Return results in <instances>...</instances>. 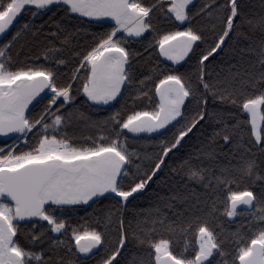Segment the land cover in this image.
Masks as SVG:
<instances>
[{"label":"snow or ice","instance_id":"obj_1","mask_svg":"<svg viewBox=\"0 0 264 264\" xmlns=\"http://www.w3.org/2000/svg\"><path fill=\"white\" fill-rule=\"evenodd\" d=\"M191 0H155L145 6L141 0H0V36L8 35V29L17 20L22 11H29L32 16L41 15L53 10H62L69 19L89 18L88 23L98 25L99 30L93 33V43L85 51H75L76 66L69 82L58 83L60 74L54 67L44 64L33 67H13L12 58L8 55L11 45L29 30V24H24L7 43L0 45V135L17 134V139L24 138L22 146L27 150L13 151L11 147H0V264H56L53 257L46 254L45 249L34 250L44 243L46 232L67 233L66 222L62 218L68 206L88 204L100 199H115L117 203L129 201L133 194H140L153 175L165 163L177 146L182 144L198 121L204 120L207 113L200 111L191 120H186L187 104L192 99L198 103H207V97L198 98L194 90L185 80L184 75L177 71L163 73L153 81L154 95L158 97L151 110L132 111L121 116L119 111L112 112L103 121H91L84 112L76 107V97L82 99L89 108L112 107L111 102L122 97L124 90L137 85L138 94L148 96V87L144 79L136 80L133 75L130 52L125 47L130 37H141L145 30H154L151 16L154 10H159L169 20L183 30L167 31L157 41L159 54L173 63L184 60L197 42H204L203 34H198L191 26L189 8ZM207 15L211 16L213 9L223 12L222 34L213 41V45L201 53L199 62L211 57L218 50H223L239 19V0H223L222 4L210 6ZM105 18H109L108 21ZM114 21V25L105 28V24ZM185 23L189 26L184 27ZM264 24V20L260 21ZM63 31L59 25L56 32L49 33L58 37ZM124 33L128 35L125 36ZM71 33L63 37L59 47L53 46L45 50L44 61L51 58L54 65H66V59L59 54L70 42ZM260 64L264 67V50L260 53ZM200 84L205 92L213 97L236 106L238 112L247 115L250 123V134L255 142L264 143V71H260L253 81L256 89L249 95L238 93L227 86L206 82L203 71L199 74ZM257 83L259 88H256ZM47 90V91H46ZM41 93L44 95L41 96ZM39 97V100L37 98ZM191 98V99H189ZM151 99V98H150ZM43 102V108L38 115H31L29 105ZM179 118V119H178ZM74 119L87 121L96 129L94 136L88 137L90 146H77L71 142L65 129ZM186 122L173 136V141H160V153L157 155L151 174L145 171L140 176L139 165L136 173L132 172L135 151H129L127 133H157L165 132ZM239 128V122L231 130ZM124 130H127L125 133ZM224 141L231 142L232 135L227 128L223 129ZM29 134L35 136V143L27 144ZM216 133L215 135H219ZM135 138V137H134ZM7 148V150H6ZM204 156L214 159L212 152H204ZM186 168V176L190 181L201 184L205 188L223 186L227 189L224 212L228 217L237 215L238 205L248 206L260 222V227L252 234L243 246L238 245L233 264H264V190L256 193L254 190H232L230 184L236 182V177L230 174L229 168H220L219 175H209V170L203 166L192 164L189 160L182 162ZM236 173L246 176L249 180L264 181V173L259 172L255 160H245L242 165L235 166ZM134 177V182L127 187L124 181ZM135 177H139L135 179ZM212 205L211 212H215ZM41 225V232H33L30 236L31 247L22 245L18 236L21 224ZM165 218L156 216L144 222L142 231L144 238L137 237L141 244H147L151 259H139V264H213L217 256L223 257V242L217 233L208 226L207 220L199 216L194 221L178 225L171 223L168 230L173 235L182 234L185 249L177 254L170 239L151 237L157 224L163 225ZM151 225L148 227L147 225ZM121 229L123 220H120ZM192 234V240L187 239ZM75 249L79 253H91L98 245L103 246V234L96 230L77 231L72 229ZM126 235L119 237V246L102 264H119L115 257L126 243ZM63 241H52L54 247ZM154 251H151L153 250ZM71 251V248L69 249ZM60 264H63L61 258Z\"/></svg>","mask_w":264,"mask_h":264},{"label":"trees","instance_id":"obj_2","mask_svg":"<svg viewBox=\"0 0 264 264\" xmlns=\"http://www.w3.org/2000/svg\"><path fill=\"white\" fill-rule=\"evenodd\" d=\"M145 6H149L155 0H141ZM215 3L222 4L223 0H215ZM212 5L213 0H194L189 6L190 26L203 34L204 42H197L199 47L194 46V50L189 53L187 58L174 64L159 54L157 41L160 36L167 31L183 30L177 28L180 22H175L174 17L169 20L158 9L154 10L151 16V23L154 30H146L141 37H130L125 47L130 52V63L136 80L151 77L145 80L148 86V96L138 94L137 85L124 90L122 97L111 102L112 107L104 106L101 108H89L84 103L82 96L76 97L78 103L76 107L84 112L91 121H103L112 112L119 111L121 116L126 117L132 111L151 110L158 97L154 95L153 81L163 73L177 71L184 75L186 82L196 90L198 98L207 97V103H200L192 99L187 104L185 113L186 120L203 111L208 115L204 120L198 121L182 144L178 145V151L174 149L169 156L165 157V163L161 165L162 170H158L153 175L152 180L148 181L140 194H133L128 202L117 203L115 199H100L87 206L74 205L68 206L66 214L62 217L68 228L67 233L46 232L44 243L38 245L34 250L45 249L46 254L53 257L56 264H102L116 248L119 246V237L123 233L126 235V243L121 248L120 253L115 257L119 264H139V259H151L147 244H141L137 237L144 238L145 233L142 229L144 222L156 216L165 218L163 225L157 224L151 237L155 239H170L173 250L179 254L184 251L186 245L182 234L173 235L168 230V225L175 223L178 225L194 221L199 216L202 220H207L208 226L212 228L223 242V257L217 256L213 264H233V260L238 250V245L243 246L241 241L247 243L252 234L261 226L257 217L250 212H240L239 216L228 217L224 212V201L227 189L223 186L216 188H205L201 184L190 181L186 176V168H182V162L189 160L192 164L206 167L208 174H221L220 168H229L230 174L236 177V182L229 185L232 190H243L249 188L256 193L264 190V181L249 180L246 176L236 173L235 166L242 165L245 160H255L258 170L264 173V143L255 142V137L250 134V123L246 114L238 112L236 106L222 101L218 96L213 97L211 93L205 92L200 84L199 74L203 71L206 82L217 85L218 88L227 86L235 88L238 93L249 95L256 89L253 88V81L264 67L260 64V53L264 50V0H239L240 16L237 19L234 30L226 37L222 51L218 50L211 57L199 62L201 53L206 52L213 41L222 34L223 12L217 13L214 9L211 16L207 15L208 9L204 5ZM89 18L69 19L62 14V10L53 8L52 11L32 16L29 11H22L20 18L7 31L8 35L0 36V45L7 43L24 24H29V30L22 33L10 48L8 55L11 56L13 67H33L44 64L47 67H54L60 74L58 83L69 82L71 73L76 66L74 50L83 52L93 43V33L99 30L98 25L88 23ZM63 28L58 37L49 35L57 31V26ZM114 25L109 21L105 28ZM189 26L185 23L184 27ZM71 33L69 44L63 48L59 56L67 60L66 65H54L49 61H44L45 50L53 46L59 47L63 37ZM127 36L126 34H124ZM256 88H259L257 83ZM151 98V99H150ZM191 99V98H189ZM43 102L35 103L30 108L31 115H38L43 108ZM179 119V118H178ZM181 120L179 125L172 122L174 127H169L163 135L152 134H132L127 133V145L129 151H135L138 156L133 157L134 165L132 172L136 173V165H139L140 176L145 171L151 174L157 155L160 153V141H173V136L180 127L186 122ZM239 122V128L233 133L231 130ZM227 128L232 135L231 142L224 141L223 129ZM71 142L77 146H90L87 138L94 136L96 129L87 121L74 119L65 129ZM220 133L219 135H215ZM135 137V138H134ZM35 143V136L30 135L28 145ZM1 147V144H0ZM19 150H27L21 147ZM18 150V151H19ZM204 152H212L214 159L204 156ZM139 177H135L138 179ZM134 182V177L130 176L124 181L125 187ZM212 205L216 211L210 213ZM123 220L121 229L120 220ZM41 225L46 226V222L36 225L21 224L18 236L20 243L31 247V234L41 232ZM151 227V225H147ZM72 229L77 231L96 230L103 234V246H98L91 253H79L75 249V241L71 236ZM192 240V234L187 236ZM52 241H63L54 247ZM71 248V251L69 249ZM151 251H154L151 250ZM236 264H239L236 261Z\"/></svg>","mask_w":264,"mask_h":264},{"label":"flooded vegetation","instance_id":"obj_3","mask_svg":"<svg viewBox=\"0 0 264 264\" xmlns=\"http://www.w3.org/2000/svg\"><path fill=\"white\" fill-rule=\"evenodd\" d=\"M37 100H39V97L37 98ZM35 103H36V101H34L33 104H35ZM30 135L31 134H29V136ZM29 136L27 137V143H28ZM0 144H1V147H5V146L11 147L12 145H15V148H12V150L13 151H18L25 144V139L24 138L17 139V136H16L12 141H10V142L0 141ZM6 150H7V148H6ZM243 212H245V211H243ZM238 213H240V212H238Z\"/></svg>","mask_w":264,"mask_h":264},{"label":"water","instance_id":"obj_4","mask_svg":"<svg viewBox=\"0 0 264 264\" xmlns=\"http://www.w3.org/2000/svg\"><path fill=\"white\" fill-rule=\"evenodd\" d=\"M20 18V15H18V17H17V20ZM17 20L16 21H14V23H16L17 22ZM13 23V24H14ZM12 26V25H11ZM10 26V27H11ZM9 27V28H10ZM47 91V90H46ZM44 94L43 93H41V96H43ZM17 136V134H8L7 136H3V135H0V141H3V142H10V141H12L15 137ZM242 211H248V212H250L249 210H248V206H245V205H238V208H237V212H242Z\"/></svg>","mask_w":264,"mask_h":264},{"label":"rangeland","instance_id":"obj_5","mask_svg":"<svg viewBox=\"0 0 264 264\" xmlns=\"http://www.w3.org/2000/svg\"><path fill=\"white\" fill-rule=\"evenodd\" d=\"M194 2V0H191V2H190V4H189V6L192 4ZM105 20L106 21H108L109 20V18H105ZM111 22H114V21H111ZM146 31V30H145ZM124 34H126V35H128L127 33H124ZM143 34V33H142ZM163 58H165L166 60H167V58L166 57H163ZM187 58V56L184 58V60ZM184 60H181L179 63H181V62H183ZM169 61V60H168ZM170 62H172V61H170ZM173 63V62H172ZM178 63V64H179ZM174 64H177V63H174ZM34 103V102H33ZM32 106V104L31 105H29V108ZM162 130V129H161ZM160 131V130H159ZM138 134H152V133H138ZM93 201H89L88 202V204H78V205H84V206H87V205H89L90 203H92ZM237 216H239V213L237 212V215L236 216H233L232 218H235V217H237ZM56 234H59V233H56ZM99 246V245H98ZM97 246V247H98Z\"/></svg>","mask_w":264,"mask_h":264}]
</instances>
